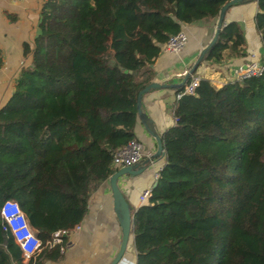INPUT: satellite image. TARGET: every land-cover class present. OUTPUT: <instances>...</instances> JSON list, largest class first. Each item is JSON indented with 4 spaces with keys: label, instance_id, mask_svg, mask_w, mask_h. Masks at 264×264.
I'll return each mask as SVG.
<instances>
[{
    "label": "trees",
    "instance_id": "16d2710c",
    "mask_svg": "<svg viewBox=\"0 0 264 264\" xmlns=\"http://www.w3.org/2000/svg\"><path fill=\"white\" fill-rule=\"evenodd\" d=\"M226 1H42L33 45L24 43L31 63L0 106V205L16 200L42 246L25 262L0 214V264L63 257L67 236L47 241L81 221L116 170L114 151L136 137L137 93L163 43ZM244 44L239 22L226 21L202 60L241 56ZM173 116L148 201L132 211L134 264H264V70L218 85L200 76Z\"/></svg>",
    "mask_w": 264,
    "mask_h": 264
},
{
    "label": "crops",
    "instance_id": "0c3cea01",
    "mask_svg": "<svg viewBox=\"0 0 264 264\" xmlns=\"http://www.w3.org/2000/svg\"><path fill=\"white\" fill-rule=\"evenodd\" d=\"M43 0H0V106L10 96L15 79L23 66L31 63V52L24 51V43L31 48L38 29L39 10ZM255 0L233 3L225 12L224 20H235L241 25L245 37V53L230 56L221 62L201 61L196 73L207 76L218 85L233 78L234 69L253 58L264 54V44L256 28L254 15ZM216 18L204 17L182 23L181 29L188 40L178 51L161 50L153 65L152 80L167 83L182 81L185 71L192 65L200 49L211 39ZM254 56V57H255ZM177 87L150 89L141 96L143 111L151 118L159 135L174 123L173 108ZM136 137L144 144V151L151 154L156 150V141L137 118ZM163 163L158 156L147 169L138 175L121 176L118 184L125 195L131 212L140 205L139 193L153 186L155 173ZM80 228L71 229L63 249V257L58 261L40 260V264H107L117 252L121 241V227L115 215L108 180L91 191L87 211L79 222ZM135 248L130 231L124 254L117 264H134Z\"/></svg>",
    "mask_w": 264,
    "mask_h": 264
},
{
    "label": "built area",
    "instance_id": "2783aa9c",
    "mask_svg": "<svg viewBox=\"0 0 264 264\" xmlns=\"http://www.w3.org/2000/svg\"><path fill=\"white\" fill-rule=\"evenodd\" d=\"M188 37L184 30L180 29L176 33L169 36L166 42L162 45V50H168L172 52H178L187 42ZM253 58L244 62L238 68L234 69L233 79L237 77H247L251 75H259L264 70V57H257L252 54ZM255 56V57H254ZM188 70V69H187ZM186 70V71H187ZM185 71V72H186ZM200 80V75L197 73H190L189 80L184 82L183 90L177 94V97L181 93H192L195 87L198 85ZM175 120V119H174ZM149 153L144 151L143 142L137 138H131L126 144L119 147L113 153L112 163L114 167L118 168L123 165H130L139 161L143 156ZM158 172L155 173L157 177ZM152 186L143 189L139 195L140 203H145L148 201V197L151 193ZM0 214L3 219L4 228L10 229L13 233L16 242L19 244L24 261H28L31 257L40 251L42 242L40 238L36 236L34 230L28 224V221L21 210L19 204L16 200L5 199L0 205ZM80 228V224H75L72 228H62L54 231L52 237L47 241L50 245L60 243L63 236H67L71 229L76 230ZM64 245L60 246V250L63 251Z\"/></svg>",
    "mask_w": 264,
    "mask_h": 264
},
{
    "label": "water",
    "instance_id": "95a60500",
    "mask_svg": "<svg viewBox=\"0 0 264 264\" xmlns=\"http://www.w3.org/2000/svg\"><path fill=\"white\" fill-rule=\"evenodd\" d=\"M244 0H227L219 9L218 15L216 17V24L214 33L211 39L208 41L206 45H204L192 65L188 68L185 72L182 81L178 83H167V82H160L157 80H151L147 83L142 89H140L137 93L136 98V109H137V116L139 121L142 123L146 131L154 137L156 141V150L148 155L143 156L139 161L130 164V165H123L118 168L108 177V184L111 189V195L113 200V208L115 211V215L121 227V241L119 248L115 255L110 259L107 264H117L124 254V250L126 248V244L129 238V234L131 231V222H132V212L131 207L123 194L118 180L121 176H128V175H138L144 172L149 164H151L158 156L163 154V146L161 142V137L156 130L151 118L147 115L145 111H143L141 106V96L144 92L149 91L150 89L154 88H161V87H178L184 84L185 79L189 76L190 73L194 72L197 65L201 62L205 52L207 49L214 43L217 38L218 31L221 25L225 22L224 16L227 8L231 6L233 3L242 2ZM155 184V182H154ZM153 184V185H154Z\"/></svg>",
    "mask_w": 264,
    "mask_h": 264
}]
</instances>
